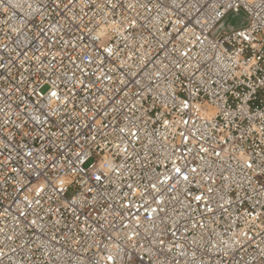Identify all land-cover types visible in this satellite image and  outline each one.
Returning a JSON list of instances; mask_svg holds the SVG:
<instances>
[{
  "label": "built area",
  "instance_id": "2783aa9c",
  "mask_svg": "<svg viewBox=\"0 0 264 264\" xmlns=\"http://www.w3.org/2000/svg\"><path fill=\"white\" fill-rule=\"evenodd\" d=\"M0 264H264V0H0Z\"/></svg>",
  "mask_w": 264,
  "mask_h": 264
},
{
  "label": "rangeland",
  "instance_id": "374dc122",
  "mask_svg": "<svg viewBox=\"0 0 264 264\" xmlns=\"http://www.w3.org/2000/svg\"><path fill=\"white\" fill-rule=\"evenodd\" d=\"M246 16L243 13L240 14H230L224 21L225 29H229L231 27L237 29L244 25Z\"/></svg>",
  "mask_w": 264,
  "mask_h": 264
},
{
  "label": "water",
  "instance_id": "95a60500",
  "mask_svg": "<svg viewBox=\"0 0 264 264\" xmlns=\"http://www.w3.org/2000/svg\"><path fill=\"white\" fill-rule=\"evenodd\" d=\"M244 25H245V23H244ZM244 25H242L241 27H243ZM232 29H235V28L231 27V28H229V29H225V26H224V25H223L222 28H221V30H225V31H230V30H232Z\"/></svg>",
  "mask_w": 264,
  "mask_h": 264
}]
</instances>
